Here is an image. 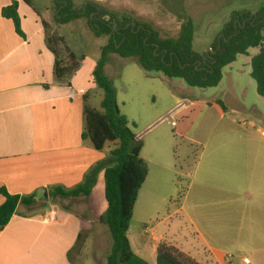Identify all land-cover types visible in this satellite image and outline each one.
Segmentation results:
<instances>
[{
	"label": "crops",
	"instance_id": "1",
	"mask_svg": "<svg viewBox=\"0 0 264 264\" xmlns=\"http://www.w3.org/2000/svg\"><path fill=\"white\" fill-rule=\"evenodd\" d=\"M12 1L0 0V187L11 195H36V204L20 205L9 225L0 231V264H82L80 256L74 259L73 251L81 254L90 240L99 248L96 235L84 240L82 249L77 245L84 232L92 230V213L99 206L103 214L107 210L104 172L98 175L89 196L57 197L55 189L72 190L82 185L111 150L99 152L90 140L82 138L86 128L84 108L85 104L93 108V93L87 92L90 96L85 102L87 93L76 91L74 78L81 67L63 79L56 77V60L66 63L47 41L44 23H49L51 5L43 15L33 2L30 7L23 0H15L27 37L24 40L17 35L13 22L2 17V10ZM91 81L95 85L93 77ZM100 97L102 103L103 95ZM183 106L180 103L173 110ZM238 131L205 148L181 206L168 216L171 220L180 214L193 229L198 245L195 256L183 245L173 244L180 254L198 264H227L224 246L255 238V220L247 203L251 196L257 197L264 223V133ZM153 174L160 183L164 179L161 168ZM81 200L87 201L83 213L71 207ZM61 201L65 205H60ZM4 202L0 196V206ZM148 221L137 218L135 205L129 240L140 258L157 264L159 244L167 241L151 238L149 228L158 234L162 222Z\"/></svg>",
	"mask_w": 264,
	"mask_h": 264
},
{
	"label": "rangeland",
	"instance_id": "2",
	"mask_svg": "<svg viewBox=\"0 0 264 264\" xmlns=\"http://www.w3.org/2000/svg\"><path fill=\"white\" fill-rule=\"evenodd\" d=\"M85 1H94L109 11L126 14L135 21L150 23L163 38L178 37L182 15H186L194 22L193 48L201 56L211 50L234 12L256 14L264 9V0H75L76 7L80 8ZM32 2L43 15L51 5L49 23L46 25L47 36L54 39L52 46L60 52L62 63L71 66L70 55L76 57L75 63H79L81 67L79 75L74 78L77 79L76 91H91V106L101 111L100 94L103 95V92L93 84L91 78L109 37L96 38L90 31L86 18L68 25H58L55 21L58 11L50 0ZM258 52L259 49H253L250 57L239 56L235 64L224 69L221 83L208 89L192 88L181 79H170L161 73L147 72L135 58L110 56L106 75L117 89L121 113L128 118L130 129L143 143L141 156L149 167V175L136 203L137 218L146 221L151 219L149 221L154 223L162 222L158 234H153V229L149 228L151 238H165L166 243L173 247V242H176L195 256L198 245L195 244L193 229L183 222L180 214L173 216L171 220L168 216L173 215L181 206L205 148L215 140H221L223 136L226 138L232 132L238 133L241 129L264 133V98L258 94L257 84L251 77V58ZM218 101L225 104L226 111ZM180 103L184 106L171 119L165 120L168 113ZM173 121L175 126H172ZM114 148V144L106 146V149ZM158 168L165 173L161 183L155 180L156 175L153 174ZM252 197L247 203L249 214L255 220L252 229L255 238L224 246L227 264H244L245 258H249L252 264H264L262 208L257 206V197ZM60 205L65 203L61 201ZM71 205L74 211L83 213L87 201L81 200ZM92 214V230L84 232L79 245L82 249L84 240L96 235L99 248L93 246V241L90 240L84 252L79 254L75 250L73 256L74 259L80 256L82 264H96V260L98 264H107L106 256L112 249L113 240L108 226L101 224L98 218V215L103 214V207L99 206L98 211ZM85 215L91 217L87 212ZM177 228L179 230L175 231ZM180 259L186 264H192V259L185 255L180 256ZM192 262L197 264L194 260Z\"/></svg>",
	"mask_w": 264,
	"mask_h": 264
},
{
	"label": "trees",
	"instance_id": "3",
	"mask_svg": "<svg viewBox=\"0 0 264 264\" xmlns=\"http://www.w3.org/2000/svg\"><path fill=\"white\" fill-rule=\"evenodd\" d=\"M23 1L32 7L31 0ZM50 1L58 11L55 17L58 25H68L86 18L88 27L96 38L109 37L92 73L95 85L103 92L101 111L85 104L86 128L82 138L90 140L99 152L104 151L107 144L115 145L109 156L91 171L82 185L72 190L56 188L55 196H89L98 175L103 171L107 210L99 221L108 226L113 240L107 264H149L133 251L128 234L140 190L149 175V167L141 156L143 143L130 129L128 118L121 113L117 89L106 75L110 56L135 58L147 72L161 73L170 79H181L192 88L208 89L221 83L224 69L235 63L239 56H248L251 49H259V53L251 60V77L257 84L258 94L264 98V9L256 14L234 12L211 50L201 56L193 48L194 22L186 15H182L178 37L163 38L152 24L109 11L94 1H85L80 8L76 7L75 0ZM2 17L11 20L17 35L26 40L18 1L14 0L5 7ZM44 25L46 27L47 24ZM47 41L56 54L52 46L54 39L47 36ZM70 59L73 64L71 66L56 60L57 79H63L79 68L73 54ZM89 96L88 93L84 95L85 102ZM217 103L224 111L227 110L222 101ZM0 196L5 198L4 204L0 206V231L9 225L20 205L31 207L36 204V195H11L4 187H0ZM180 256L184 255L170 244L162 242L158 247L157 264H186ZM190 263L195 264L192 260Z\"/></svg>",
	"mask_w": 264,
	"mask_h": 264
},
{
	"label": "built area",
	"instance_id": "4",
	"mask_svg": "<svg viewBox=\"0 0 264 264\" xmlns=\"http://www.w3.org/2000/svg\"><path fill=\"white\" fill-rule=\"evenodd\" d=\"M182 106V105H181ZM176 110L171 111L164 119H171L173 115H175ZM175 122H172V126H175ZM244 264H252L251 260L249 258L244 259Z\"/></svg>",
	"mask_w": 264,
	"mask_h": 264
}]
</instances>
